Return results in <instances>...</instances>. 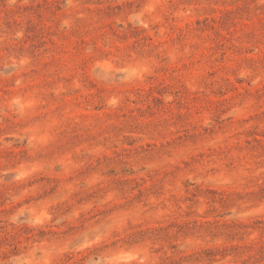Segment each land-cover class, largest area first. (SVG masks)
I'll use <instances>...</instances> for the list:
<instances>
[{
  "label": "rangeland",
  "instance_id": "rangeland-1",
  "mask_svg": "<svg viewBox=\"0 0 264 264\" xmlns=\"http://www.w3.org/2000/svg\"><path fill=\"white\" fill-rule=\"evenodd\" d=\"M0 264H264V0H0Z\"/></svg>",
  "mask_w": 264,
  "mask_h": 264
}]
</instances>
